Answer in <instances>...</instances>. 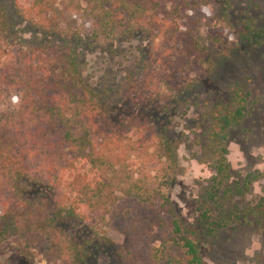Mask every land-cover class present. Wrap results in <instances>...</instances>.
Masks as SVG:
<instances>
[{
    "label": "rangeland",
    "instance_id": "374dc122",
    "mask_svg": "<svg viewBox=\"0 0 264 264\" xmlns=\"http://www.w3.org/2000/svg\"><path fill=\"white\" fill-rule=\"evenodd\" d=\"M33 1L0 0L10 17L15 16L7 33L9 40H44L58 29L64 35L72 30L86 37L101 28L99 19L91 15L88 0H57L42 17L34 10L25 16L23 12ZM146 2L148 11L142 23H137L136 17L132 19L135 29L127 28V11L117 21L118 29L110 35L103 30L93 47L82 45L83 75L93 86L111 90L115 110L140 112L131 99L135 93L127 94L128 76L131 71L138 74L148 68V81L146 77L140 79L147 84H138V88L147 96H159L161 100L167 97L166 116L160 127H168L175 141L178 167L171 171L166 158L133 151V161L128 163L131 171L119 169L132 179L120 185L112 196L113 204L86 206V221L74 217L63 220L65 232L88 251L82 264H168L171 258L185 261L183 248H172L169 221L155 192L162 187L179 216L186 222H196L215 175L212 161H201L205 150L199 140L208 125L205 114L216 97L227 98L237 82L250 89L255 103L243 125L230 131L231 181L243 184L249 176L255 178L249 192L224 207L245 212L264 197V45L239 46L237 42L242 19L256 18L264 24V0H230L229 27L211 11L215 7L212 5L200 13L191 10L192 6L196 8L191 5L194 0ZM187 41L191 48L186 46ZM196 41L201 52L192 50ZM1 93V108H18L20 93L9 91L7 86ZM130 186L143 187V198L129 197L126 189ZM65 239L52 233L31 245L26 240L0 243V264H25L27 259L33 264H73ZM202 245L208 264H264V217L242 216Z\"/></svg>",
    "mask_w": 264,
    "mask_h": 264
},
{
    "label": "trees",
    "instance_id": "16d2710c",
    "mask_svg": "<svg viewBox=\"0 0 264 264\" xmlns=\"http://www.w3.org/2000/svg\"><path fill=\"white\" fill-rule=\"evenodd\" d=\"M56 1L34 0L23 13L28 16L34 10L42 17ZM89 1L91 15L99 19L101 28L87 33V38L80 31L70 30L64 35L58 29L44 40L29 43L7 38L15 16L10 17L0 5V105L3 87L22 97L18 108L0 106V243L26 240L31 245L39 243L43 235L58 233L66 237L73 264H82L89 254L65 232L63 220L74 217L86 221V206L113 204L112 196L120 185L132 179L119 169L131 171L128 163L133 161V151L166 158L171 171L178 167L175 141L168 127H160L166 116L167 97L161 100L159 96H147L138 88V84H147L140 79L146 77L148 81V68L138 74L131 71L128 76L127 94L135 93L131 99L140 112L115 110L111 90L93 86L83 75L82 45L93 47L103 30L110 35L118 29L117 21L127 11V28L135 29L132 19L136 17L137 23H142L148 11L147 0ZM229 1L194 0L191 5L196 8L192 6L191 10L203 13L206 7L215 6L211 11L229 27ZM238 26L239 46L264 45V24L256 18H244ZM190 44L186 42L189 48ZM195 45L192 50L201 52L197 41ZM252 97L250 89L237 82L228 97L217 96L205 114L208 125L199 140L205 150L201 161H212L215 175L195 223L179 216L162 187L155 190L169 221L172 248L184 251L185 263L171 258L168 264H208L202 241L216 237L242 216L264 217V197L245 212L224 207L249 192L255 178L251 175L243 184L231 181L228 158L230 131L242 126L251 115L255 103ZM126 190L129 197L144 196L143 187L130 186ZM27 260L25 264H33Z\"/></svg>",
    "mask_w": 264,
    "mask_h": 264
}]
</instances>
